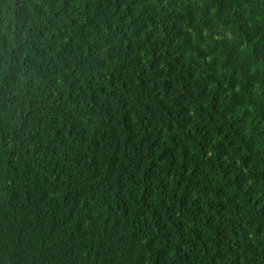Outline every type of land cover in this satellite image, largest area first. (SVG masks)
<instances>
[{
	"label": "trees",
	"instance_id": "trees-1",
	"mask_svg": "<svg viewBox=\"0 0 264 264\" xmlns=\"http://www.w3.org/2000/svg\"><path fill=\"white\" fill-rule=\"evenodd\" d=\"M0 264H264V0H0Z\"/></svg>",
	"mask_w": 264,
	"mask_h": 264
}]
</instances>
